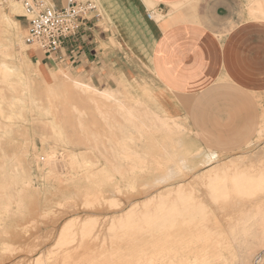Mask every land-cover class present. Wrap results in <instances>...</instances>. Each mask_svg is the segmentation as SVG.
<instances>
[{"label": "rangeland", "instance_id": "1", "mask_svg": "<svg viewBox=\"0 0 264 264\" xmlns=\"http://www.w3.org/2000/svg\"><path fill=\"white\" fill-rule=\"evenodd\" d=\"M0 1H1L0 2V15L5 14L11 18L12 24L9 26V28L11 29V32L14 34V36L11 35L12 37H14V42L13 43L11 42V44H10V42L6 39L7 36L3 35L1 32L2 30H0V33H1V35H0V38H1L0 80L2 81V82L0 81V90H1L0 91V93H1L0 94L1 95L0 96V102H1L0 103V107H1L0 108V123H1L0 125L2 127L4 126V129L6 128L5 129L6 131L8 130L7 127H10L9 130L11 129L10 132L13 133L12 134L9 131L5 132V130L0 126L1 127L0 130L3 129V131H4V132L0 131L1 132L0 134L1 135L3 134L2 136L0 135V137L4 136V138H3L4 140L1 141V139H0V143H1L0 158L4 154L6 156H8L9 159L11 156L12 157L11 160L15 159V157L20 158V159L16 158V160H14V161L13 160L9 161L8 158L6 157V159H7L6 162L3 159L5 156H3L0 159V165L2 164L5 167L7 166V168L5 169V167H4V169L8 170L10 172V173H8V171H6L7 175L9 174V176H7L4 173L5 171L3 169V166L1 165L2 169L0 170V173L1 172H3V173L0 174V177L4 178V179L0 178V180H2L3 182H4V180H5V182L10 181L8 184L9 185L11 184V186H9L5 182L2 183L0 181V185H2V184L4 185V187H0V191L2 192V190H3L2 188H4V189L6 188L4 190V192L7 190V192H5V194H3V196L6 195V196H4L6 198L0 197V199L3 198L0 201L1 202L0 205L1 204L3 205V206L2 205L0 206V212H1L0 213V220H2L1 222L3 223V225H1L2 223L0 222L1 223L0 226H2V228L0 227V264H47V263L51 264V262H52V264H56L57 262H59L57 264H60V259H59V261H56V260H58V258H59L58 255H60L59 254L60 250L65 247L60 242V239H59L61 236L60 232L63 230V228L65 227V225L68 222L72 226L78 225L79 222L84 221V220H93L94 222L95 221L97 222V220H99V222H100L102 219V222L105 220V222L107 223V221L112 216H114V214L116 212H118L119 210H122V209L124 210V208L122 206H125L127 210H130L131 209L130 207H132V206L129 207L130 204L128 202H130V201L133 202V199H134V201H138L139 204L143 203V201L148 199V198H150V199L155 198L156 199V197L158 195L168 192V190L171 187L174 188L176 185H178V183H183V182H184L183 184L186 187L190 186V187H188V189H191V187L196 189V188H198V184H199V180H200L199 179L200 176H198V174L201 173V171L203 170V167H204V166H202V160H203L202 158L205 156L206 157L207 156H210V157L213 156V158H215V159L223 160V159H227V158L231 157V155L232 156L235 155V153H236V155H238L237 153H239V154L247 153L246 155H248L247 156L248 159L251 156L254 157V158L249 159L250 162L252 159H258V157H259L260 164H259V162L252 160V161H255L254 165L259 166V165L263 164V162H264L263 161L264 160V155H263L264 154V152H263L264 151V142L262 144H261V142L257 143V144L255 143L256 142L255 137L258 135L257 129L260 127L259 126V124L261 123L260 120H262V118H261L262 114L261 113H262V111L264 113V107L261 105V101H255V103H257V105L256 104L254 105V113L252 116L248 115L246 118L242 117L241 119H244V121H240L238 123H236V122L197 123L196 122L195 124H193V123L190 124V123L182 122L179 120L174 121L173 119H169L167 117L159 115L158 113L155 112V110H153L147 104H145L144 102H141L139 99L135 98L132 95L131 91L129 90V87H126L124 85H118L116 88H113L114 86L112 84H110V86H108V88H105V86H102V88H101V86L97 85V83H95V80H92V78L90 76L79 75L75 72H70L69 69H61L59 71L51 72V74L49 76L40 67V63H37L38 66L35 67L34 63L31 62V55H30L31 53H29V51H28L29 47L24 43V38L27 34V29L29 26V22L24 15L25 14L24 10L18 4L17 5L12 4V5L7 6V5H5L4 0H0ZM12 6H17L19 8V10H21V13L20 14H14L12 12ZM16 35L19 37H16ZM16 38H17V41H16ZM20 38H21V40H18ZM38 54H40V56H43V55H41L42 53H38ZM6 74L10 75V77L8 76V79H7L8 82L5 81L6 79L4 80L2 78V77H4V78L7 77ZM11 77H14V79L13 78L11 79ZM9 78H10V80H9ZM3 81L6 84H4ZM10 82L14 83L13 86L14 85L15 86L13 87L11 84L12 88H10L11 87L9 85ZM75 82L87 85L86 86L87 89H91V87H92V88L97 89L99 91H109L112 93H116L117 100L116 101L108 100V99L103 100V98H99V97L94 96V95L92 96L91 93H87L86 91L81 90L80 88H76L74 86ZM62 86L64 89H61ZM28 87H30V88H28ZM17 88H19V89H17ZM3 89H4V91H3L4 93L2 92ZM27 89H28V92H27ZM25 90H26V92H25ZM50 91H52L54 93L56 91V93L54 94ZM22 93H25V94L22 95ZM27 93L29 96L27 95ZM51 93H52V95H50ZM19 94H21V95H19ZM3 95L5 98L1 99V97H3ZM24 96H26V97H24ZM33 96H35V98ZM21 97H22V99H19ZM17 98H18V101H16ZM25 98H26V100H24ZM6 100H7V103H5ZM10 100H11V102H10ZM12 100L14 102H12ZM32 100H34L35 103L38 102L37 105L33 104L34 102ZM20 101H22L23 103ZM94 101H98V103H96V104H98V106H96L94 104ZM15 102H16V104H15ZM31 102H32V105H31ZM1 104H3V105H1ZM7 104H9V105L11 104L12 106L10 105V107H9V105H7ZM14 104H15V106H14ZM120 104H124V105L129 106V107H135L137 112H138V109H140V113H143V115L142 114L141 115L142 116L146 115L143 118H144V120L146 119L145 123H147V125L149 127L148 126L144 127L146 129H143V131L141 130V132L138 131L137 129L133 130V128H132L131 130H128L127 135H125V133L122 131L123 129L121 128L125 125V119H124L125 114H124V111L120 109V106L118 107V105H120ZM136 104H137V106H135ZM27 105L29 107H27ZM33 105H35V106H33ZM30 107L32 108L33 111L30 110ZM14 110H16V111H14ZM17 110L19 112H17ZM76 110H77V112H76ZM148 110L152 111L151 113L158 114V116H160L161 121L163 119L162 122L165 121L164 118L169 119L170 123L168 120H166L165 122L168 121L167 123H169L171 125L170 126L171 128L169 127L171 130H168L167 128L164 129L163 125L165 123H162L160 121V119L154 118L155 123H154V121H151L152 117L150 115H147ZM4 111H6V112H4ZM12 111H14L13 112L14 116L11 115ZM141 111H143V112H141ZM144 112H145V114H144ZM10 115L12 118L13 117L14 118L13 119L10 118ZM5 116L7 117V119L9 118L13 121L8 119V121H9V123H8V121L6 119L4 120ZM16 116H17V118H16ZM81 116H82V118H81ZM147 117H148V119H147ZM231 118H235V117L232 116ZM32 119H34L33 120L34 122H32ZM158 120L160 121V123ZM171 120H173V122H175V124L179 123L178 127L177 126L174 127L175 125H173L171 123L172 122ZM50 121H51L50 124L46 123V122H50ZM28 123H29V125H27ZM8 124H10L12 127ZM160 124L162 126H160ZM180 125L182 128L179 127ZM5 126H7V127H5ZM20 126H22L23 128L22 127L20 128ZM32 127H34V128H32ZM14 128H16V129H14ZM242 128L244 131L242 132L241 136H243V137L240 138L241 141L237 146L231 147L225 154H222L221 151H218L217 140H219L221 135L227 134L228 136H231L233 139H236V138H238V137H236V135L238 133L237 131L239 129H242ZM144 130H146V132H144ZM6 133H8V134H6ZM28 133H30V134L28 135ZM41 133H42V135H41ZM9 134H11V135H9ZM43 134H45V135H43ZM38 136L40 139L38 138ZM60 136H62V138ZM126 136L132 137L131 140L129 138H127ZM31 138L33 140L34 139H36V140L33 141ZM125 140L127 142L131 143L130 147H131L132 152H135L136 155L139 154L137 156H140V157H133L132 156V158L129 160H132V162H133V158H134V160H135V158L136 159L137 158H142V159L144 158L145 160L147 159L146 162L144 161V163L143 162L139 163L137 161L138 160L137 159L136 160L137 162L132 163L128 159H125V157H124L125 156L124 155ZM172 140H173V142H171ZM41 141H43V143ZM26 142H27V144H26ZM29 142H31V143H29ZM248 142H253L254 145H251V146H249V148H247ZM63 143L66 145H64ZM167 143L168 144L174 143V145L170 144L171 150L168 149V150H170V152L175 153L176 158L173 157L174 160H172L173 158L171 156H169V154L166 153L167 151H166L165 147L163 146V144H167ZM209 143L212 144L211 148L217 152L207 149V146ZM33 144L37 145V146H34ZM69 145L71 148L68 147ZM14 146H15V149H14ZM33 146H34V149H36V150H33V148H32ZM172 146H173V148H172ZM19 147L22 150H20ZM9 148H12V149H9ZM90 148H92V149H90ZM96 149H98L99 151L102 150L103 154L100 153L99 151H97ZM176 149H177V151H176ZM203 149H204V151H203ZM27 150H29L28 153H29L30 158H29V156H27L28 155ZM2 151H3V154H1ZM87 151L89 154L86 153ZM164 151H165V157H163L164 153H162ZM205 151H206V155H205ZM31 152L32 153L34 152V153L31 154ZM78 152L81 154H79ZM160 152L162 155L160 154ZM24 153L27 154L26 159L24 157L22 159V156H25ZM179 153H181L182 155L181 154L179 155ZM203 153H204V156H203ZM34 154H36V155H34ZM65 154H66V156H65ZM82 154H84V155L82 156ZM33 155L35 156V158H37V157H39V158H37L36 160L31 159V158H34ZM221 155L223 157H219ZM73 156L77 157V160L80 161V164L76 163L74 165L73 162L70 161V160H72L70 158ZM85 156H86V158H84ZM153 156H155V157H153ZM177 156L178 157L181 156V157H179V159H181L183 156L182 159H186L189 162L191 160L192 163L190 162V164L188 165L189 162H187L185 164L187 169L183 170L181 173H178V175L177 174L172 175L169 180L167 179L166 182L156 183L155 182L156 179L158 180L159 177L165 171V170L160 169L161 166L165 165L166 167L169 166L171 168L176 167V166L178 168L180 166V164L178 166L179 159L177 160V158H178ZM191 156L194 158H192ZM45 157H47L50 161L48 160L49 161L48 162L47 158H45ZM116 157L119 161L116 160ZM247 157H246V159H247ZM158 158L163 159V160L165 159V161L168 160L169 158L170 159L172 158L171 159L172 161H170V162L166 161L165 162L162 160V162H165V164H164V163H161V160H159ZM166 158H168V159H166ZM187 158H189L190 160ZM87 159H88V161H89V159H91L90 160L91 163L89 165H83L82 162L87 160ZM17 160L18 161L20 160V163L22 162L23 164L19 165V164L15 163V162H17ZM157 160L162 165H160ZM97 161H99V162H97ZM174 161L177 162V165H175L176 163ZM246 161H247L246 163H250V162H248V160H246ZM9 162L10 163L12 162V163L10 164ZM167 162H169V163H167ZM118 163H119V165H118ZM136 163H137V166H136ZM38 164H40V165H38ZM77 164L82 165L83 166L82 168H84V167L87 168V169L84 168L85 173H84L83 169H78L79 166ZM93 164L97 165V167L95 166L96 168H93L94 167ZM158 164L160 165V167L157 166ZM252 164H253V162H252ZM10 165H12V167H10ZM249 165H251V163ZM254 165L253 166L251 165V166L254 167ZM8 166H9V169L11 168L10 170L8 169ZM13 166H14V168H13ZM19 166L20 167L22 166L21 167L22 170L15 171L14 169L18 168ZM76 166H78V167H76ZM115 167H116V169H115ZM49 168H51V170ZM75 168H77L76 172H75ZM157 168H159V169H157ZM96 169L99 171H96ZM101 169L106 170V172L109 175L106 176V174L103 173V171ZM12 170H13V174H16V175L20 171L23 173L27 170V171H29L28 174L30 173L31 176L30 175L28 176L27 174H25V176L27 175L26 176L27 180H25L24 176L20 177V176L24 175V173L23 174L21 173L22 175H20V173H19L20 176L18 177V175H17V177H18L17 178L16 175L15 176L11 175ZM23 170H25V171H23ZM72 170H73V172H72ZM49 171H50V173H49ZM93 171H96L95 172L96 174ZM123 171H125V172H123ZM86 172H89V173L91 172V173L86 176ZM120 172H121V174H120ZM72 174L75 177H72ZM91 174H93V175H91ZM77 175H79V176H77ZM95 175L97 176L98 179L96 178ZM115 175L117 177H115ZM11 176H12V178H11ZM85 176L88 179H90L94 176L95 179L92 178L93 181L91 179L88 182V179L85 178ZM157 176H158V178H156ZM74 178H77V179L75 180ZM30 179H31V181H30ZM23 180L25 181L24 183H23ZM95 180L99 181L98 182L99 184L96 183L97 181H95ZM112 180H115V181H112ZM16 181L18 182V184L20 183L19 186H18ZM28 181H29V183L31 182L30 183L31 185L26 186V182L28 183ZM94 182L96 184V187H93V186H95ZM129 182H131L135 185L134 190L128 189V187H126V185L128 186L127 183H129ZM23 184H25V187ZM99 185H100V187H98ZM6 186H9L10 188L6 187ZM79 186H81V187H79ZM117 186H118V188H117ZM16 188H18L20 193L21 192H23V193L20 194L19 191L17 193ZM24 188H26L27 191ZM89 188H92L93 190L95 188V190L98 191V192L96 191L98 194H100L101 191L102 192L104 191L103 195H104L105 199L107 198L106 202L103 205L105 207L104 209L100 208L98 210L96 208L97 209L96 210L95 208L90 209L88 207L83 206V202H82L81 198H83V195H84L83 192L88 191L91 193V191H90L91 189L87 190ZM98 188H101V189L103 188V189L100 191V189H98ZM8 190H10L11 192ZM15 190H16V192H15ZM24 190H25V192H24ZM115 190H117V191H115ZM123 190H125V191L123 192ZM132 191L135 193H133ZM78 192H79V194L81 193L80 194L81 198H79L80 195H77ZM126 192H128L131 196L129 194H127ZM92 193H94V191H92ZM92 193H91V195H92ZM97 193H95V194L98 195ZM95 194H93V195H95ZM0 195L2 196V193ZM9 195H11V200L9 199L10 198ZM12 195H14V197L16 199ZM119 195H121V196L124 195V196L121 197ZM199 195H200V193L197 196H199ZM5 199H7V200L5 201ZM126 199H128V201ZM9 201L11 203H13V205ZM111 201H113V203H117L118 205H120L121 202L123 204L127 201V203H125V204H128V205H125V204L121 205L122 209L119 206H117L118 208L115 206L113 208V205H112L113 203ZM116 201H118V202H116ZM106 204H107V206H105ZM6 206H8V208ZM3 207H5L7 209V212H5L2 209ZM33 207H34V209H33ZM83 207L85 208V210ZM116 208L117 209L120 208V209L117 210ZM110 209H113L112 210L113 212H111ZM2 210L4 211V213H2L3 212ZM31 213H32V215H31ZM38 213H41L42 215L38 214ZM66 215H67V218H65ZM41 216H42V218H41ZM36 217H38V218H36ZM105 222L103 223L105 226L102 225L103 230L106 229L105 228L106 227ZM69 224H67V225H69ZM20 226H22V227L20 228ZM24 226H26V227H24ZM21 230H22V232H21ZM13 231H14V234H12ZM5 232H7L6 235H5ZM17 232H19V235H20V233H21V235L22 234H25V235H22V237L18 236ZM13 236H16V237L18 236L19 239H16V237H13ZM10 237L12 238V240ZM56 256H58V258H56ZM258 259L259 258H255L254 264H257L260 261ZM53 260H55L56 263L55 262L53 263ZM256 261H257V263H256Z\"/></svg>", "mask_w": 264, "mask_h": 264}, {"label": "crops", "instance_id": "2", "mask_svg": "<svg viewBox=\"0 0 264 264\" xmlns=\"http://www.w3.org/2000/svg\"><path fill=\"white\" fill-rule=\"evenodd\" d=\"M96 2L101 18L59 61L29 47L35 67L41 60L49 76L69 69L101 88L124 85L159 115L190 124L238 123L255 101L264 107V0ZM231 139L221 135L218 151Z\"/></svg>", "mask_w": 264, "mask_h": 264}, {"label": "bare ground", "instance_id": "3", "mask_svg": "<svg viewBox=\"0 0 264 264\" xmlns=\"http://www.w3.org/2000/svg\"><path fill=\"white\" fill-rule=\"evenodd\" d=\"M14 5H17V4H14ZM12 12L14 14H20L21 10H19V8L17 6H12ZM11 24H12V20H11V18L9 16H7L5 14L4 15L3 14L0 15V30H2L1 32H2L3 35L7 36L6 39L10 42V44H11V42L12 43L14 42V37L11 36V35L14 36V34L11 32V29L9 28V26ZM0 35H1V33H0ZM16 37H19V36L16 35ZM18 40H21V38L18 39ZM16 41H17V38H16ZM0 45H1V38H0ZM0 51H1V48H0ZM40 61L41 60H38V63H40ZM6 75H7V77H5V78L2 77V78L4 80L6 79L5 81L8 82L7 79H8V76L10 77V75L9 74H6ZM14 77H11V79L12 78L14 79ZM9 80H10V78H9ZM3 83H4V81H3ZM4 84H6V83H4ZM11 84L13 86L14 83L10 82L9 85L11 86ZM12 86L10 88H12ZM74 86L76 88H80L81 90L86 91L87 93H91L92 96L94 95V96H97L99 98H103V100L104 99L113 100V101L117 100L116 93H112V92H109V91H99V90L94 89L92 87H91V89H87L86 88L87 85L81 84V83H78V82H75ZM28 88H30V87H28ZM17 89H19V88H17ZM61 89H64L63 86H62ZM3 91H4V89L2 90V92ZM25 92H26V90H25ZM27 92H28V89H27ZM50 92H52V91H50ZM52 93H54V92H52ZM52 93L50 95H52ZM55 93H56V91H55ZM23 94H25V93H22V95ZM19 95H21V94H19ZM27 95H28V93H27ZM24 97H26V96H24ZM33 97L35 98V96H33ZM2 98H5L4 95H3V97H1V99ZM19 99H22V97L19 98ZM24 100H26V98ZM16 101H18V98L16 99ZM32 101L34 102V100H32ZM10 102H11V100H10ZM12 102H14V101L12 100ZM20 102H22V101H20ZM5 103H7V100H6ZM37 103L38 102H36V103L34 102L33 104L37 105ZM96 103H98V101H94V104L96 106H98V104H96ZM15 104H16V102H15ZM15 104H14V106H15ZM1 105H3V104H1ZM7 105H9V104H7ZM10 105H9V107H10ZM31 105H32V102H31ZM35 105H33V106H35ZM119 106H120V109L123 110L124 114H125V116H124L125 125L123 127H121L123 129V130L122 129L121 130L125 133V135H127V131L131 130L132 128H133V130L137 129L140 132H141V130L143 131V129H146L144 127H147L148 125H147V123H145L146 119L144 120V118H143L146 115L142 116L143 113H140V109L137 108L138 112H139L138 113L136 111L135 107H129V106H126L124 104H120V105H118V107ZM135 106H137V104ZM188 106H189V103H188ZM27 107H29V106L27 105ZM30 110H32L31 107H30ZM14 111H16V110H14ZM14 111H12V113H11V115H13V116H14V114H13ZM4 112H6V111H4ZM17 112H19V111L17 110ZM76 112H77V110H76ZM141 112H143V111H141ZM145 112H144V114H145ZM151 112L152 111L148 110L147 111V113H148L147 115H150L152 117L151 121H154V123H155V119L154 118L160 119V116H158V114H156V113H151ZM11 115H10V118H12ZM16 118H17V116H16ZM81 118H82V116H81ZM261 118H262V120H260L261 123L259 124L260 127L257 129L258 130V135L255 137V139H256L255 143L256 144L260 143V142L262 144L264 142V113H263V111H262V117ZM5 119L8 121L9 118L7 119V117L5 116L4 120ZM147 119H148V117H147ZM9 120H11V119H9ZM33 120L34 119H32V122H34ZM164 120L165 121L168 120L169 123H170L169 119H165L164 118ZM11 121H13V120H11ZM160 121H161V119H160ZM160 121H159V123H160ZM162 121H163V119H162ZM165 121L162 122V123H165L163 125L164 126L163 128L164 129L167 128L168 130H171L170 129L171 125L169 123H167L168 121L167 122H165ZM171 121H172L171 123L173 125H175L174 127H176V126L178 127L179 123L175 124V122H173V120H171ZM174 121H176V120H174ZM8 123H9V121H8ZM46 123L50 124L51 121L50 122H46ZM10 124H8V125H10ZM27 125H29V123ZM160 126H162V125L160 124ZM1 127H0V129H1ZM5 127H7V126H5ZM21 127L22 126H20V128ZM179 127H181V125ZM2 128L4 129V126ZM7 128H8L7 131L5 130L6 128L4 129L5 132H8V131L10 132L11 131V129L9 130L10 127H7ZM32 128H34V127H32ZM3 129L0 130V131L4 132ZM14 129H16V128H14ZM243 131H244L243 128L239 129L237 131L238 133H237L236 137H238V138H236V139L232 138L231 140H233L234 142H231L230 144H228V146L227 145L224 146V148H222V151H221L222 154H225L231 147L237 146L240 143V141H241L240 138L243 137V136H241ZM144 132H146V130H144ZM10 133H12V132H10ZM6 134H8V133H6ZM29 134L30 133H28V135ZM9 135H11V134H9ZM41 135H42V133H41ZM43 135H45V134H43ZM60 137L62 138V136H60ZM126 137L129 138L130 140L132 138L130 136H126ZM3 138H4V136L0 137L1 141L4 140ZM38 138H39V136H38ZM34 140H36V139H34ZM41 142L43 143V141H41ZM171 142H173V140ZM29 143H31V142H29ZM26 144H27V142H26ZM130 144H131L130 142H127L125 140V143H124V146H125L124 155L125 156L122 154L125 157V159L129 160V159L132 158V156L133 157H140V156H137L139 154L136 155L135 152H132ZM170 144L174 145V143H170ZM170 144H168V143L167 144H163V146L165 147V149L167 151L166 153L169 154V156H171L173 158V157H175V153L174 152H170V150H171L170 149V146H171ZM64 145H66V144H64ZM70 145L68 147H70ZM251 145H254V143L253 142H248L247 148H249V146H251ZM0 146H1V143H0ZM34 146H37V145H34ZM34 146L32 148H33V150H36V149H34ZM172 148H173V146H172ZM9 149H12V148H9ZM14 149H15V146H14ZM90 149H92V148H90ZM98 149H96V150L99 151ZM168 149H170V150H168ZM20 150H22V149L20 148ZM29 150H27V154L28 155L26 153H24L25 156L21 155L22 159H23V157L26 159V157L29 156V153H28ZM176 151H177V149H176ZM203 151H204V149H203ZM99 152L102 153V150H100ZM33 153L31 152V154H33ZM86 153L89 154L88 151ZM162 153H164L163 157H165V151L162 152ZM1 154H3V151H2ZM79 154H81V153H79ZM160 154H161V152H160ZM180 154L181 153H179V155ZM237 154L238 155H236V153H235V155H233V156L231 155V157L221 160V159H215V158H213V156H211V157L210 156H207V157L205 156L206 157L205 158V157H203L204 156V153H203L202 166H204V167H203V170L201 171V173L198 174V176H200V178H199L200 180H199L198 188H196V189L193 188V187H191V189H188V187H190V186L186 187L183 184L184 183L183 182V183H178V185H176L174 188L171 187L168 190V192L158 195L156 197V199L155 198L154 199L148 198V199L144 200L143 203L139 204L138 201H134V199L132 198L133 202L130 201V200L129 201L131 203L128 202L130 204L129 207L132 206V207H130L131 208L130 210H127L125 206H122L124 208V210L126 209L125 210L126 212L122 209L121 205L127 203L128 199H126L127 201L125 203H123V204H122V202H121V204L119 203L120 205H118L117 203H113V201H111L113 203L112 204L113 208H114V206L115 207L119 206V207H121L122 210H119L120 208L117 209L118 208L117 207L116 209L119 210V211L116 212V213L114 212L115 213L114 216L111 215L112 217L109 220L107 219L108 220L107 223L105 222V220L102 222V219H101L100 222H99V220H97V222L96 221L94 222L93 220H84V221L79 222L78 225L72 226L68 222L67 224H69V225L66 224L65 227L63 228V230L61 229L62 231L60 232L61 236H60L59 239H60V242L65 247L60 250V252H59L60 255H58L59 258H58V256H56V258H58V260H56V261H59V259H60V264H254L255 258H259L258 260H260V261L258 263L259 264H264V165H263L264 162H263V164L259 165L260 164L259 157H258V159H252V160H255V161L259 162V164H258L259 166H257V165H254L255 161H252V160H251V162L249 161L250 158H254V157L251 156L248 159V157H247L248 155H246L247 153H243V154L237 153ZM34 155H36V154H34ZM83 155L84 154H82V156ZM205 155H206V151H205ZM3 156H5L3 159L6 162V160H7L6 157L8 158V156H6L5 154ZM65 156H66V154H65ZM153 157H155V156H153ZM179 157H181V156H179ZM179 157L177 158V160L179 159ZM219 157H223V156L221 155ZM246 157H247V159H246ZM11 158L12 157L10 156V159L8 158V160L10 161ZM16 158L17 157H15V159H12V160L14 161V160H16ZM29 158H30V156H29ZM37 158H39V157H37ZM37 158H35V156H34V158H31V159H35L36 160ZM45 158H47V157H45ZM84 158H86V156ZM182 158H183V156H182ZM182 158L179 159L178 166H179V164H180V166L178 168H177V166L171 168L169 166L166 167L165 165L160 167V165H162V164H160V162L157 160L158 163L160 164V165L158 164L157 166H159L161 170H165V171L159 177L158 180L156 179L155 182L156 183L166 182L167 179L169 180L172 175H174V174L178 175V173H181L183 170L187 169L185 164L187 162H189V161H187L186 159H182ZM192 158H194V157H192ZM17 159H20V158H17ZM70 159H72L70 161H72L74 165L76 163L80 164V161L77 160L76 156H73ZM137 159L135 158V160H134V158H133V162H137L138 161L139 163H141V162L144 163V161L146 162V160H147V159L145 160L144 158L143 159L142 158H137ZM166 159H168V158H166ZM171 159L169 158L166 161L170 162V161L174 160V158L172 160ZM187 159H189V158H187ZM48 160L49 159L47 158V161ZM90 160L91 159H89V161H88V159H87V160L83 161L82 164L83 165H89L91 163ZM116 160H118L117 157H116ZM159 160H161V163H164V164L166 162L165 159L164 160L163 159H159ZM162 160L165 161V162H162ZM246 160H248V162H250L252 166L254 165V167L249 165L250 163H246L247 162ZM129 161L132 162V160H129ZM97 162H99V161H97ZM169 162H167V163H169ZM190 162L192 163L191 160H190ZM190 162L188 163V165L190 164ZM252 162H253V164H252ZM15 163H17L19 165L23 164L22 162L20 163V160L19 161L17 160V162H15ZM175 163H176L175 165H177V162H175ZM1 165H0V170L2 169ZM12 165H10V167H12ZM38 165H40V164H38ZM93 165H94L93 168L97 167V165H95V164H93ZM118 165H119V163H118ZM78 166H76V167H78V169H83V171H84V168H86V167L82 168L83 167L82 165H78ZM136 166H137V163H136ZM4 167L5 166H3V169H4ZM21 167L19 166L18 168H15L14 170L15 171L22 170ZM6 168H7V166L5 167V169ZM13 168H14V166H13ZM5 169H4V171H5L4 173L7 175L6 171H8V170H5ZM8 169H9V166H8ZM49 169L51 170V168H49ZM76 169L77 168H75V172H76ZM115 169H116V167H115ZM157 169H159V168H157ZM23 171H25V170H23ZM96 171H99V170L96 169ZM96 171H93V172L95 173ZM102 171H103V173L106 174V176L109 175L106 172V170H102ZM28 172L29 171L26 170L25 172H23L24 175H22L23 173L20 171V172H18L17 175H18V177L20 175H22L20 177L24 176L25 180H27L26 176L27 175L31 176V174L30 173L28 174ZM72 172H73V170H72ZM123 172H125V171H123ZM1 173H3V172H1ZM8 173H10V172L8 171ZM19 173H20V175H19ZM49 173H50V171H49ZM84 173H85V171H84ZM90 173L86 172V176L89 175ZM25 174H27V175L25 176ZM93 174H91V175H93ZM120 174H121V172H120ZM11 175H14V176L16 175V174H13V170H12ZM17 175H16V177H17ZM7 176H9V174ZM77 176H79V175H77ZM86 176H85V178H87ZM72 177H75V176H73V174H72ZM115 177H117V176L115 175ZM11 178H12V176H11ZM92 178L95 179L94 176ZM92 178H90V179L87 178L88 182ZM96 178H97V176H96ZM156 178H158V176ZM1 179H4V178H1ZM74 179L76 180L77 178H74ZM0 181L2 183L5 182V180H4V182L2 180H0ZM30 181H31V179H30ZM92 181H93V179H92ZM95 181H97V180H95ZM112 181H115V180H112ZM9 182H5V183L8 184ZM24 182L25 181L23 180V183ZM98 182L99 181H97L96 183H98ZM131 182H129L130 184L127 183L128 186L126 185V187H128V189L134 190L135 189V185L133 183H131ZM30 183H29V181H28V183L26 182V186L31 185ZM17 184H18V182H17ZM19 184H18V186H19ZM2 185H0V187H4V185L3 186ZM23 185L25 187V184H23ZM94 185L95 186H93V187H96L95 182H94ZM100 185L98 187H100ZM9 186H11V184ZM9 186H6V187H9ZM79 187H81V186H79ZM117 188H118V186H117ZM2 189H3L2 192L0 191L2 193V196L0 195V197L6 198V197H4L6 195L3 196V194H5V192H7V190L4 192V190L6 188L5 189L2 188ZM16 189H17V193H18L19 190H18V188H16ZM24 189H26V188H24ZM98 189H100V191H101L103 188L102 189L98 188ZM87 190H90L91 193H92V191H94V193H92V195L98 192L97 190H95V188H94V190L92 188H89ZM8 191H10V190H8ZM26 191H27V189H26ZM115 191H117V190H115ZM124 191L125 190H123V192ZM15 192H16V190H15ZM24 192H25V190H24ZM19 193H20V191H19ZM22 193L23 192H21L20 194H22ZM83 193H84L83 198H81V195H80L81 193L79 194V192H78L77 195H80L79 198L82 199L84 207H88L90 209L91 208H95V209L97 208L98 210L100 208L101 209L105 208L103 205L106 202L107 198L105 199V197L103 195L104 191L103 192L101 191L100 194L97 193L98 195L95 194L93 196L88 191H85ZM126 193L129 194L128 192H126ZM133 193H135V192H133ZM197 193L198 194L200 193V195L197 196L198 195ZM9 196H10L9 199L11 200V195H9ZM12 196L14 197V195H12ZM119 196H121V195H119ZM123 196H121V197H123ZM3 198H1L0 201ZM6 200L7 199H5V201ZM118 201H116V202H118ZM11 204L13 205V203H11ZM125 205H128V204H125ZM105 206H107V204ZM6 207L8 208V206H6ZM2 209L5 212H7V209L5 207H3ZM33 209H34V207H33ZM84 210H85V208H84ZM112 210L113 209H110L111 212H113ZM4 211L2 213H4ZM38 214H41V213H38ZM31 215H32V213H31ZM36 218H38V217H36ZM41 218H42V216H41ZM65 218H67V215H66ZM1 221L2 220H0V222ZM104 222L106 224V227H105L106 229L105 230L102 229L103 228L102 225H104L103 224ZM1 225H3V223ZM0 227L2 228V226H0ZM21 227L22 226H20V228ZM24 227H26V226H24ZM21 232H22V230H21ZM6 233L7 232H5V235H6ZM17 233H18V236H21V237H22V235H25V234L21 235V233L19 235V232H17ZM12 234H14V231H13ZM13 237H16V236H13ZM17 237H16V239H19V237L18 238ZM11 240H12V238H11ZM56 261L53 260V263L54 262L56 263ZM57 263H59V262H57ZM256 263H257V261H256ZM47 264H49V263H47ZM51 264H52V262H51Z\"/></svg>", "mask_w": 264, "mask_h": 264}, {"label": "built area", "instance_id": "4", "mask_svg": "<svg viewBox=\"0 0 264 264\" xmlns=\"http://www.w3.org/2000/svg\"><path fill=\"white\" fill-rule=\"evenodd\" d=\"M5 5L18 4L29 22L24 43L55 60L68 42H76L81 31L101 18L96 0H4ZM154 12L148 17L151 19Z\"/></svg>", "mask_w": 264, "mask_h": 264}]
</instances>
